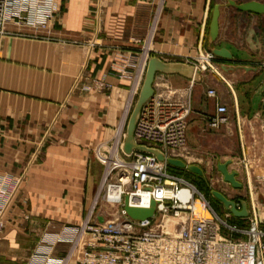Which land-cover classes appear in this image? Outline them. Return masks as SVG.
<instances>
[{
	"label": "crops",
	"instance_id": "crops-1",
	"mask_svg": "<svg viewBox=\"0 0 264 264\" xmlns=\"http://www.w3.org/2000/svg\"><path fill=\"white\" fill-rule=\"evenodd\" d=\"M215 4L223 7L219 37L211 44ZM227 4L65 0L54 32L0 37V178L20 181L0 232V264H29L39 251L45 262L64 264L72 243L60 239L86 220L102 177L94 151L120 130L147 58L191 66L213 48L231 53L232 60L216 58L214 69L201 72L198 80L158 74L155 83L189 96L187 137L193 158L216 167L232 161L229 170L238 173L243 188L245 180L264 179L259 168L249 166L264 164V15ZM157 15L158 26L150 32ZM221 106L228 110V122L212 129L209 120ZM232 148L241 150L239 163Z\"/></svg>",
	"mask_w": 264,
	"mask_h": 264
},
{
	"label": "built area",
	"instance_id": "built-area-1",
	"mask_svg": "<svg viewBox=\"0 0 264 264\" xmlns=\"http://www.w3.org/2000/svg\"><path fill=\"white\" fill-rule=\"evenodd\" d=\"M62 1L0 0V36L6 34L10 22L33 30L46 29ZM97 7L99 14L101 5ZM150 59L136 75L120 130L95 149L96 159L104 168L101 194L107 204L120 209L119 217L113 223L93 225L92 213L79 228L66 229L60 241L71 242L72 248L64 264L71 260L75 264H264V218L260 209L264 207V194L250 195L246 201L250 214L247 219H240L246 225L229 224L234 218L229 212L222 219L192 183L170 174L166 162L149 152L125 153L128 114L136 105ZM215 60L211 52H205L189 63L195 73H201L214 69ZM154 86V96L141 109L134 142L160 151L165 158L189 164V96L180 95L164 82ZM208 95L216 96L213 90ZM227 114L226 107H219L218 116L209 120V127L217 129L227 124ZM19 184L20 181L0 178V232L6 228L4 218ZM261 184L264 191V179ZM183 191L188 193L186 199L181 197ZM126 198L133 208L147 209L156 202L154 218L144 222L130 219L124 211ZM196 205L201 207L199 217ZM44 260L45 254L39 251L29 264H50Z\"/></svg>",
	"mask_w": 264,
	"mask_h": 264
},
{
	"label": "water",
	"instance_id": "water-1",
	"mask_svg": "<svg viewBox=\"0 0 264 264\" xmlns=\"http://www.w3.org/2000/svg\"><path fill=\"white\" fill-rule=\"evenodd\" d=\"M228 6H231L237 9L240 12L251 13L256 15H264V3L259 1H248L241 4L236 3L233 0H228ZM222 4H215L212 10L211 22L209 26V41L211 44H215L219 37V19L221 14ZM211 53L219 59L222 60H232L233 56L231 53L225 49L213 48ZM158 74L165 75H174L179 74L188 79L198 80L200 73H195L194 68L182 63H166L158 58H151L147 64L146 74L142 89L140 91L136 105L132 111V114L129 118L127 124V136L125 139L124 151L127 154H130L132 151L137 150L141 152H149L155 155L159 161L166 162L170 167L185 170L196 176L204 178V170L192 164H187L182 160L165 158V156L158 150L148 149L143 146H138L134 142V131L137 124V121L140 116V112L144 104L154 96V84L155 79ZM232 164V161H227L225 163H220L217 165V170L221 174L223 181L230 185L234 190L243 189V184L237 180L238 173L235 171H230L229 166ZM212 196L219 201L226 212H229L236 219H247L249 217V208L245 200H238L237 202L230 200L221 192L212 191ZM240 205L238 209L237 205ZM157 208V203L152 202L150 207L147 209L144 208H133L129 205L128 198L125 199L124 211L127 216L134 221H148L154 218Z\"/></svg>",
	"mask_w": 264,
	"mask_h": 264
},
{
	"label": "rangeland",
	"instance_id": "rangeland-1",
	"mask_svg": "<svg viewBox=\"0 0 264 264\" xmlns=\"http://www.w3.org/2000/svg\"><path fill=\"white\" fill-rule=\"evenodd\" d=\"M64 1L65 0L62 1L61 6H60L59 10L57 11V13L60 11L61 7L63 6ZM56 14H55L53 20L49 23L47 28L44 30H33V29H29V28L18 25L17 24L18 22H10L9 25L6 26V29H5L6 34H4L0 37H5L7 35L19 37L23 34L22 32H34V33L35 32H54V29H56V27H55ZM97 15L98 14H96V16ZM96 23H97V25H100L102 23V19L100 16L96 17ZM158 23H159V15H157L155 20L152 22L150 32H155V30L158 26ZM34 36H38V34H34ZM45 39L50 41L51 39H53V37H45ZM185 89L187 91L190 89L189 84H187ZM187 91H186V93H187ZM132 111L133 110H131V112L128 114L127 124H128L129 118L132 114ZM187 149L191 155L188 163L192 164V165H196V164L197 165H203V167H204V178L196 176V175H194L190 172H187L185 170H179V169H176L173 167H170L169 172L172 175L183 177L185 180L192 183L211 202L213 208L215 209V211L218 213V215L222 219H225V212L226 211H225L223 205L212 196V191L215 190V191L221 192L223 195H225V196L227 195L228 197H231L232 199H241V200H245V201H249V199L251 197L250 195L255 197L257 194H259V196H262V194H264V191L262 188L263 185L261 184V181L263 178H261L260 180H255L253 177L250 179V181L245 180V187L243 189L234 190L230 185L226 184L223 181L221 174L217 170L215 162L212 161V162H210V164L207 165L206 161H201L197 158L192 157V151L193 150L190 148L189 144H188ZM232 153H234L232 155V157H235V159H237V161L239 163V159H241V156H240L241 150L239 148H232ZM94 158L97 161L95 151H94ZM249 166H251L252 168H259L260 169L259 173L261 175L264 174V164L263 165L262 164L261 165L250 164ZM102 168H103V166H102ZM103 171H104V168H103ZM102 175H103V172H102ZM101 191H102V177H101L100 182H99V187L95 191V192H97V194L95 193V195H96L95 198L92 199L91 203L88 206L89 210L87 212V218H89V216L93 213L91 216V219H90L91 224H93V225H104V224L113 223L119 217V210L120 209L107 204L104 201V197L101 194ZM260 209H261V216H262V218H264V207H261ZM158 219H159V217H158ZM234 220H235V222H233ZM238 221H240V219L233 218L232 220H229L228 223L233 224V223H237ZM241 226H244V225H241Z\"/></svg>",
	"mask_w": 264,
	"mask_h": 264
},
{
	"label": "bare ground",
	"instance_id": "bare-ground-1",
	"mask_svg": "<svg viewBox=\"0 0 264 264\" xmlns=\"http://www.w3.org/2000/svg\"><path fill=\"white\" fill-rule=\"evenodd\" d=\"M187 196H188V193L186 192V191H183L182 192V194H181V197L184 199H186L187 198ZM196 216L197 217H199V215H201L202 213H201V207H200V205H196Z\"/></svg>",
	"mask_w": 264,
	"mask_h": 264
}]
</instances>
